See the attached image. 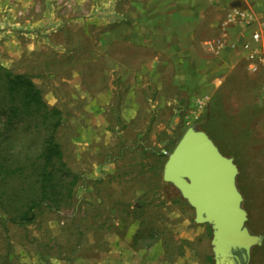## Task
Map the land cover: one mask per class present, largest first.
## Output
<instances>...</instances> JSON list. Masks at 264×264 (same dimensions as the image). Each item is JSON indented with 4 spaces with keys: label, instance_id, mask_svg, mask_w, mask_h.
Wrapping results in <instances>:
<instances>
[{
    "label": "rangeland",
    "instance_id": "rangeland-1",
    "mask_svg": "<svg viewBox=\"0 0 264 264\" xmlns=\"http://www.w3.org/2000/svg\"><path fill=\"white\" fill-rule=\"evenodd\" d=\"M0 65L62 110L79 178L32 224L0 208V264H213L212 230L163 179L192 126L233 157L264 236V0H0Z\"/></svg>",
    "mask_w": 264,
    "mask_h": 264
},
{
    "label": "trees",
    "instance_id": "trees-1",
    "mask_svg": "<svg viewBox=\"0 0 264 264\" xmlns=\"http://www.w3.org/2000/svg\"><path fill=\"white\" fill-rule=\"evenodd\" d=\"M63 123L62 110L47 103L29 74L0 65V208L17 225L74 196L79 178L57 137Z\"/></svg>",
    "mask_w": 264,
    "mask_h": 264
},
{
    "label": "water",
    "instance_id": "water-1",
    "mask_svg": "<svg viewBox=\"0 0 264 264\" xmlns=\"http://www.w3.org/2000/svg\"><path fill=\"white\" fill-rule=\"evenodd\" d=\"M238 165L209 134L189 127L168 154L163 179L195 209V222L212 228L214 264H250L263 235L253 234L237 186Z\"/></svg>",
    "mask_w": 264,
    "mask_h": 264
},
{
    "label": "crops",
    "instance_id": "crops-1",
    "mask_svg": "<svg viewBox=\"0 0 264 264\" xmlns=\"http://www.w3.org/2000/svg\"><path fill=\"white\" fill-rule=\"evenodd\" d=\"M163 172H164V171H163ZM157 175H158V171L156 170V171H155V178H156V177L158 178ZM167 183H168V182H167ZM168 184H169V183H168ZM164 188H165V186H164ZM177 197H179V196H178V193H177ZM182 199L185 200L183 197H182ZM185 201H186V200H185ZM186 202H187V201H186ZM187 203H188V202H187ZM188 204H189V203H188ZM189 205H190V204H189ZM190 206H191V205H190ZM191 207H192V206H191ZM194 218H195V217H194ZM194 221H195V220H194ZM195 223H196V222H195ZM196 224H198V223H196ZM205 224H207V223H205ZM207 225H209V224H207ZM209 227H210V229L212 230V228H211L210 225H209ZM212 236H213V234H212ZM211 239H212V238H211ZM211 257H212V261H213V264H214L213 250H212V256H211Z\"/></svg>",
    "mask_w": 264,
    "mask_h": 264
},
{
    "label": "built area",
    "instance_id": "built-area-1",
    "mask_svg": "<svg viewBox=\"0 0 264 264\" xmlns=\"http://www.w3.org/2000/svg\"><path fill=\"white\" fill-rule=\"evenodd\" d=\"M254 37H255V39L259 40V39H260V33L256 32V33L254 34Z\"/></svg>",
    "mask_w": 264,
    "mask_h": 264
}]
</instances>
